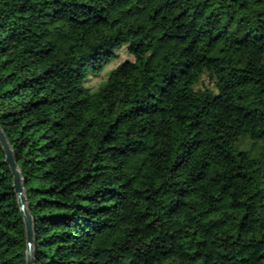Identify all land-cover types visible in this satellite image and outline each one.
Instances as JSON below:
<instances>
[{"label": "trees", "instance_id": "1", "mask_svg": "<svg viewBox=\"0 0 264 264\" xmlns=\"http://www.w3.org/2000/svg\"><path fill=\"white\" fill-rule=\"evenodd\" d=\"M0 129L33 264H264V0H0Z\"/></svg>", "mask_w": 264, "mask_h": 264}, {"label": "water", "instance_id": "2", "mask_svg": "<svg viewBox=\"0 0 264 264\" xmlns=\"http://www.w3.org/2000/svg\"><path fill=\"white\" fill-rule=\"evenodd\" d=\"M0 146L4 153V162L8 166V169L12 175V189L16 196L19 214L23 221L24 233H25L24 264H33V257H32L33 232H32L31 216L26 208V198L24 196V189H23L19 170L13 159L11 149L1 129H0Z\"/></svg>", "mask_w": 264, "mask_h": 264}, {"label": "rangeland", "instance_id": "3", "mask_svg": "<svg viewBox=\"0 0 264 264\" xmlns=\"http://www.w3.org/2000/svg\"><path fill=\"white\" fill-rule=\"evenodd\" d=\"M197 45H199V43L197 42ZM127 59V55L125 53L124 49H119L116 53V59L114 61H111L110 63H108L106 66H104L101 70V72L97 75V76H89V78L84 82L83 87L85 89H94L97 86H99L103 81L104 78L107 74V72L113 68L116 63Z\"/></svg>", "mask_w": 264, "mask_h": 264}]
</instances>
